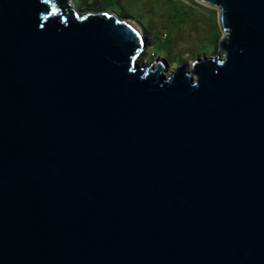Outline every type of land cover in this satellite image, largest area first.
Wrapping results in <instances>:
<instances>
[{
    "label": "water",
    "instance_id": "water-1",
    "mask_svg": "<svg viewBox=\"0 0 264 264\" xmlns=\"http://www.w3.org/2000/svg\"><path fill=\"white\" fill-rule=\"evenodd\" d=\"M69 1L0 0V264H264V0L169 74Z\"/></svg>",
    "mask_w": 264,
    "mask_h": 264
},
{
    "label": "rangeland",
    "instance_id": "rangeland-1",
    "mask_svg": "<svg viewBox=\"0 0 264 264\" xmlns=\"http://www.w3.org/2000/svg\"><path fill=\"white\" fill-rule=\"evenodd\" d=\"M195 1V0H194ZM71 2V1H70ZM75 7L89 12H104L119 19L130 20L147 38L144 50L146 61L164 60L169 74L183 62L210 57L215 50L217 37L223 36L215 8L190 0H73ZM171 39V52L162 46ZM218 40V43L220 41Z\"/></svg>",
    "mask_w": 264,
    "mask_h": 264
},
{
    "label": "trees",
    "instance_id": "trees-1",
    "mask_svg": "<svg viewBox=\"0 0 264 264\" xmlns=\"http://www.w3.org/2000/svg\"><path fill=\"white\" fill-rule=\"evenodd\" d=\"M171 2H175V1H177V0H170ZM191 2H192V4L193 5H198L199 6V4L196 2V1H194V0H190ZM163 35L165 36V38H167L166 40H167V42H166V44L164 45L163 44V48L165 49V50H167L168 52H171V49H172V44H171V39H169V37H168V35L166 34V33H163ZM146 37V36H145ZM147 39V38H146ZM220 39V36L219 37H217V41H216V43H215V50H216V52L218 51V45H219V43H218V40ZM215 52V53H216ZM140 61L141 62H143V61H146V56L144 55V53H143V55L141 56V58H140Z\"/></svg>",
    "mask_w": 264,
    "mask_h": 264
},
{
    "label": "flooded vegetation",
    "instance_id": "flooded-vegetation-1",
    "mask_svg": "<svg viewBox=\"0 0 264 264\" xmlns=\"http://www.w3.org/2000/svg\"><path fill=\"white\" fill-rule=\"evenodd\" d=\"M70 3H71V5H72V7H73L74 9H76L77 11L82 12V13L87 12V10H85L84 8H78V7H75L73 0H71Z\"/></svg>",
    "mask_w": 264,
    "mask_h": 264
},
{
    "label": "bare ground",
    "instance_id": "bare-ground-1",
    "mask_svg": "<svg viewBox=\"0 0 264 264\" xmlns=\"http://www.w3.org/2000/svg\"><path fill=\"white\" fill-rule=\"evenodd\" d=\"M70 2V1H69ZM127 22H130V20L127 19ZM132 23V22H131ZM134 26H136L134 23H132ZM146 49V48H145Z\"/></svg>",
    "mask_w": 264,
    "mask_h": 264
}]
</instances>
